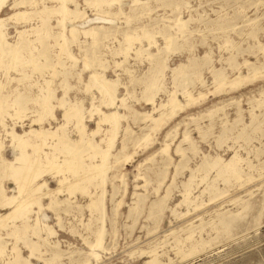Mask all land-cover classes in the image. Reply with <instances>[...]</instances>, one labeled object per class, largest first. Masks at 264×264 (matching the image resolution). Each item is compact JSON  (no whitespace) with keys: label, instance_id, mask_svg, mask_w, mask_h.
<instances>
[{"label":"rangeland","instance_id":"obj_1","mask_svg":"<svg viewBox=\"0 0 264 264\" xmlns=\"http://www.w3.org/2000/svg\"><path fill=\"white\" fill-rule=\"evenodd\" d=\"M0 264H264V0H0Z\"/></svg>","mask_w":264,"mask_h":264},{"label":"bare ground","instance_id":"obj_2","mask_svg":"<svg viewBox=\"0 0 264 264\" xmlns=\"http://www.w3.org/2000/svg\"><path fill=\"white\" fill-rule=\"evenodd\" d=\"M172 102L173 103H175V100H174V98H173V100H172ZM173 105H175V104H173ZM115 118V117H114ZM107 154V153H106ZM105 157H106V155L104 154V156H103V159H102V162L103 161H105ZM105 163H103V165H104ZM101 165H99L98 167H100ZM103 167V166H102ZM101 173V172H100ZM98 242V241H97Z\"/></svg>","mask_w":264,"mask_h":264}]
</instances>
